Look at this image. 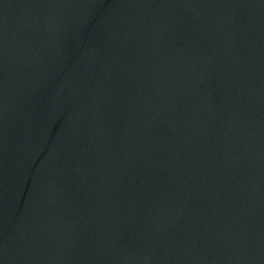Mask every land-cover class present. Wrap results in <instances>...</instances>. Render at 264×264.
I'll list each match as a JSON object with an SVG mask.
<instances>
[{"label":"water","instance_id":"obj_1","mask_svg":"<svg viewBox=\"0 0 264 264\" xmlns=\"http://www.w3.org/2000/svg\"><path fill=\"white\" fill-rule=\"evenodd\" d=\"M0 264H264V0H0Z\"/></svg>","mask_w":264,"mask_h":264}]
</instances>
